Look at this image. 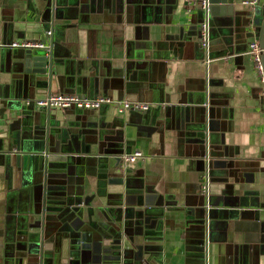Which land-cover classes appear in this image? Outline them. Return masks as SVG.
<instances>
[{"label":"crops","instance_id":"1","mask_svg":"<svg viewBox=\"0 0 264 264\" xmlns=\"http://www.w3.org/2000/svg\"><path fill=\"white\" fill-rule=\"evenodd\" d=\"M246 1L211 0L207 68L185 0H0V264H264V0ZM43 39L44 67L11 46ZM52 93L150 107L35 105Z\"/></svg>","mask_w":264,"mask_h":264},{"label":"built area","instance_id":"2","mask_svg":"<svg viewBox=\"0 0 264 264\" xmlns=\"http://www.w3.org/2000/svg\"><path fill=\"white\" fill-rule=\"evenodd\" d=\"M188 5L197 6L203 12V20L200 23V44L205 53L204 63L207 68L209 64L213 61L211 57V24H210V0H185ZM252 4H256L259 0L246 1ZM53 30L47 29L46 35L50 37ZM12 47H23L28 49H46L47 52L52 48L51 43L47 40H32L19 42L15 41L11 44ZM248 52L253 58L254 67L257 71L261 82L264 84V45H261L259 40H252L248 45ZM226 58V57H224ZM264 94V88L263 92ZM35 105L38 108L44 109H63L67 110L72 107H77L80 109H98L104 104H116L119 111L125 112L128 110H147L150 105L148 103L129 101L125 99H113L109 96L100 95L97 97H87L78 93H52L46 97L35 99ZM144 157L141 151H136L132 154H125L123 156L122 166L128 168L131 162L136 161L138 158ZM210 178L208 175H204L201 182V190L203 193L209 192Z\"/></svg>","mask_w":264,"mask_h":264},{"label":"water","instance_id":"3","mask_svg":"<svg viewBox=\"0 0 264 264\" xmlns=\"http://www.w3.org/2000/svg\"><path fill=\"white\" fill-rule=\"evenodd\" d=\"M210 16H211V0H210ZM201 11V10H200ZM121 13H123V9L120 10ZM202 14V19L200 21V23L203 20V12L201 11ZM200 23L198 26V43L201 47L200 44V36H201V31H200ZM210 24H211V17H210ZM211 41H212V37H211ZM261 45H264V41L260 40L259 41ZM212 45V44H211ZM202 49V47H201ZM203 50V49H202ZM230 50V48L228 49ZM50 53H52V48L49 50ZM225 52V51H223ZM28 60L29 62H33L34 65L38 64L39 66H47L48 63V56H47V50L46 49H28ZM204 145H205V153L203 155V160H204V169H203V175L201 177V182H202V178L204 175H208L210 178V183L212 182V153H211V147L209 146V140H207V136L204 134ZM50 167H60V163L59 162H55L54 164H50ZM122 167V166H121ZM122 169H127L122 167ZM124 170V171H125ZM211 186L209 187V192L207 193H203L201 190V183H200V193L202 194L204 200H205V205L207 206V208L210 207V197H211V191H210ZM73 211H76V209L74 208ZM73 213V212H72ZM69 218V215L66 217ZM202 230H203V243L206 242V246L209 244V232H210V224L208 220H204V225L202 224ZM258 231L261 232V238L264 240V221H260L258 224ZM8 259H10L11 264L14 263V255H8Z\"/></svg>","mask_w":264,"mask_h":264}]
</instances>
